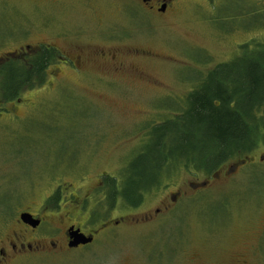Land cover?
<instances>
[{"label":"rangeland","instance_id":"rangeland-1","mask_svg":"<svg viewBox=\"0 0 264 264\" xmlns=\"http://www.w3.org/2000/svg\"><path fill=\"white\" fill-rule=\"evenodd\" d=\"M138 2L0 0V58L46 43L108 55H84L78 71L50 68L20 103H1L30 118L0 117V242L20 231L18 212H38L59 184L67 195L43 213L34 240L25 231L31 251L8 252L3 264H264V161L226 176L244 156L258 161L264 144L212 175L173 172L137 207L118 198L106 208L103 177H121L146 125L216 64L264 40V0H179L163 19ZM70 226L93 240L69 247Z\"/></svg>","mask_w":264,"mask_h":264},{"label":"trees","instance_id":"trees-1","mask_svg":"<svg viewBox=\"0 0 264 264\" xmlns=\"http://www.w3.org/2000/svg\"><path fill=\"white\" fill-rule=\"evenodd\" d=\"M240 50L208 70L179 105L166 107L170 115L146 125V141L120 178L103 177L108 210L118 198L137 207L145 193L173 172L212 175L229 159L264 144V40ZM54 56V50L40 45L24 62L1 63L0 99L12 100L23 88L42 86ZM90 217L93 221L98 213Z\"/></svg>","mask_w":264,"mask_h":264},{"label":"flooded vegetation","instance_id":"flooded-vegetation-1","mask_svg":"<svg viewBox=\"0 0 264 264\" xmlns=\"http://www.w3.org/2000/svg\"><path fill=\"white\" fill-rule=\"evenodd\" d=\"M177 1H179V0H139L138 4H140L146 11H148V12H145V13L150 18L156 17V18L163 19L172 9L175 8V7H173V5ZM241 10L242 9H238V11H235L234 15L237 14V15H241V16H245V15L258 16L259 12H260L259 10H256V11H250V10L241 11ZM249 13H252V14H249ZM230 17L231 16H226V18H230ZM258 42H259V40H258ZM44 45L49 50H54L55 51V56L53 57V60L50 62L49 66L47 68V71L50 68H53V67L55 68V66H59V67L70 66V67H73L72 70H77L78 71L79 69H81V66L83 64L82 63V58H83L84 55H87V56H102L103 58H107L108 57V55L106 53H104L105 51L104 50H100L99 48L95 49L94 52H93V50L88 51L90 48L87 49V47H76L75 51L74 50L69 51V50H66L63 47H61L62 45L59 44V43H58V45L57 44H53V43H50V44L46 43ZM24 48H26L27 50H31V51L22 52V50H23V46H22L21 50L18 51L17 53H12L11 55H8V57H6V59L3 58V57L0 58V64L5 62V61H7V60H10V59H13V60H16V61H20V62H24L31 55H34V53L36 51V49L34 47L31 48V46H29V45H25ZM240 48H239V50H240ZM231 59H233V58H231ZM225 62H227V61H225ZM225 62H223V63H225ZM56 71L57 70H55V73H53V74L55 75V77H58L59 74L56 73ZM46 82H47V78H46V81H45L44 84H46ZM35 88H37V87H34V89ZM29 91H31L29 88H23L22 90L18 91V95L14 99L7 100V101L1 100L2 102L0 101V117H3V115H4L3 113H6L12 119L20 120L23 117H27V119H29L30 118V116H29L30 113H27V115L20 116L19 110L16 109L14 106L7 108L6 106L2 105L5 102L6 103H13V102L20 103L21 97L25 93H27ZM20 111H21V109H20ZM251 155L252 154L248 155L250 157H247L246 159H245V156H244L243 157L244 159L242 158V160H240L239 163L232 164L230 166L231 168L228 169L226 176L227 177L232 176V174L234 172L239 170L238 169L239 167L242 168V166H246V165H248V166L250 165L253 168H254V166H256V168H261L260 165L263 164L261 162L264 161V155H260L259 154L257 156L258 161L255 160L253 157H251ZM247 159L249 160L248 162H246ZM228 161H226L225 163H229ZM252 165H254V166H252ZM203 185H205V184H203ZM194 187L196 189L203 188V187H200L199 185H197V186L195 185ZM66 202H67L66 185L63 186L62 184H59V187L55 188V192L53 194L49 195L46 199H42L38 203L39 204L38 207L40 209L37 210V211L39 213L38 212H32L31 209H29L30 207H27L28 209H25V210H22V211L18 212V222L17 223H18L20 231L19 232L18 231L17 232L14 231V233H13L11 238L6 239L3 242H0V264H3L5 261H7L8 252H12V253H16V254H22V253H26V252L31 251L30 250L31 245L28 244L26 246L27 243L25 242V239H26L25 231L31 232L30 233V237H31L30 239L34 240V238L32 237V235L34 234L33 232L36 231L37 229H39L40 227H42V225L44 224L46 216H44L43 213H49L48 211L50 210V207H52L53 205H55V206L59 205V207L60 206L62 207V205H64ZM23 213H27V214L31 215L30 221L32 223H35V221H36L37 223H35V225H33L31 223H27V222L23 221L21 219V217H20L21 214H23ZM70 227H72V226H70ZM73 228L74 229L79 228L80 232L85 234L81 227L75 226ZM68 232L69 231L65 232V237L67 238V240H66L67 245H68V243L71 240ZM50 234H47V235H50ZM36 243H38V241H36ZM260 244H263V248L262 249L264 251V238L260 242Z\"/></svg>","mask_w":264,"mask_h":264},{"label":"water","instance_id":"water-1","mask_svg":"<svg viewBox=\"0 0 264 264\" xmlns=\"http://www.w3.org/2000/svg\"><path fill=\"white\" fill-rule=\"evenodd\" d=\"M21 219L27 223H31L33 225H35V223H37L35 221V223H32L30 221L31 215L27 214V213H23L21 214ZM68 233L69 236L71 238L70 242L68 243L69 247H77L78 245H84V244H88L93 240V237L91 235H85L82 232H80L79 228L74 229L73 227H70L68 229Z\"/></svg>","mask_w":264,"mask_h":264}]
</instances>
